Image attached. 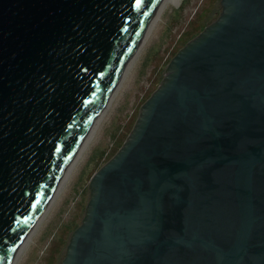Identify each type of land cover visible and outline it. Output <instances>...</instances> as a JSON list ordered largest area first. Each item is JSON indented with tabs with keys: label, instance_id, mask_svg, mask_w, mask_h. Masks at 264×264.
<instances>
[{
	"label": "water",
	"instance_id": "95a60500",
	"mask_svg": "<svg viewBox=\"0 0 264 264\" xmlns=\"http://www.w3.org/2000/svg\"><path fill=\"white\" fill-rule=\"evenodd\" d=\"M171 0H0V264H19ZM97 172L58 264H264V0H222Z\"/></svg>",
	"mask_w": 264,
	"mask_h": 264
},
{
	"label": "rangeland",
	"instance_id": "374dc122",
	"mask_svg": "<svg viewBox=\"0 0 264 264\" xmlns=\"http://www.w3.org/2000/svg\"><path fill=\"white\" fill-rule=\"evenodd\" d=\"M222 0H171L135 69L19 264H58L88 207L93 176L134 131L141 108L164 83L176 55L221 16Z\"/></svg>",
	"mask_w": 264,
	"mask_h": 264
}]
</instances>
